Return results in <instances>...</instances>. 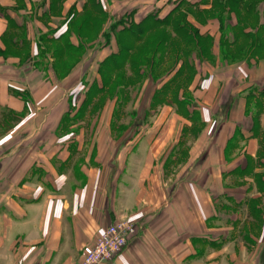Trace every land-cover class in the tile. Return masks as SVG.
<instances>
[{"label":"crops","instance_id":"0c3cea01","mask_svg":"<svg viewBox=\"0 0 264 264\" xmlns=\"http://www.w3.org/2000/svg\"><path fill=\"white\" fill-rule=\"evenodd\" d=\"M251 15L258 28L241 35L255 44L235 40L241 58H224L227 24ZM179 16L215 62L195 64L190 103L176 93L178 125H164L166 105L135 129L63 125L82 71L123 50L109 23L169 21L179 36ZM221 200L248 216L223 220ZM122 219L139 230L115 264H264V0H0V264H80Z\"/></svg>","mask_w":264,"mask_h":264},{"label":"rangeland","instance_id":"374dc122","mask_svg":"<svg viewBox=\"0 0 264 264\" xmlns=\"http://www.w3.org/2000/svg\"><path fill=\"white\" fill-rule=\"evenodd\" d=\"M253 6H250L251 10H253ZM231 8L237 10L238 6L231 5ZM184 11H188V9ZM252 16L254 15L249 16V21H242V23H239L240 25L237 23L235 27L231 26L232 23H224L227 26L224 29L225 33L223 34L224 37H222L221 48H224L225 52L229 51L226 56H223L224 58H228L230 55L231 60L241 58L239 52H235L231 47V43L235 42L234 40L236 42L241 41V44L246 45V47H249L252 43L255 44L257 38L255 32H251L249 37H242L241 35L243 28L250 27L254 31L258 28V21L255 19V16ZM179 17L182 20L175 25L177 30L179 29V36L170 32L172 25L168 23L169 21L165 23L166 27L160 29V23L153 21V18L149 23H146V26L132 21L118 22L116 26L120 28L118 43L119 47L123 49L113 60L118 69L114 68L115 65L112 67V62L109 60L106 61L109 63L101 65L99 70L92 68L82 71V73L86 71L84 72L85 76L83 80L72 85L70 88L72 95L71 109L77 112L72 118L66 117L63 125L69 126L73 121L76 124L89 126L96 121L97 125H113L120 128L129 126L135 129L139 126L154 125L155 121L158 123L159 109L165 105L168 107L172 106L173 108L169 112L164 125L167 127L178 125L179 120L175 118L174 113L176 93L180 89L183 90L184 95H186V101L190 103L191 96L188 86L191 77L196 73L195 64L200 63V61L215 62V59H212L209 57L210 54L206 53L210 48L211 40L206 37H200L201 41L199 43L198 41H194L195 38H198L196 36V28L192 23L183 20V16ZM112 23H109L111 29L114 28ZM186 25L190 27L188 29L193 31L192 35L188 32L187 28H184ZM227 34L229 37L225 38ZM105 38H103L104 40L102 39L100 44L109 41L108 35ZM92 40H95L94 37H90L89 41ZM199 45L203 47L204 53L197 55L194 53V50ZM235 48L238 49L236 46ZM130 50L131 52L129 53L128 51ZM181 50L183 53L179 52ZM68 51V57L72 61L77 60L82 53L73 51V49H68ZM89 61L95 62L94 57ZM181 61L183 62V67L176 71V64ZM87 65L92 66V63H87ZM93 65L95 66L96 64L94 63ZM199 67L200 75L204 77L203 74L206 72V69L203 65H199ZM205 67H208V64L205 63ZM94 78H100L101 80L97 83V81H94ZM176 81L177 84H175ZM152 94L153 99L149 104V97ZM115 98L118 99L114 105L112 99ZM113 106L114 115L111 118L110 113ZM186 108L187 104L183 103L181 111L184 113V116L188 115ZM78 111H82V113L78 114ZM220 112L223 113V109ZM221 201L219 202V207H221L220 217L223 220L227 218L231 220L234 217L240 218V220L245 219L247 215L246 210L237 206L233 209H224L228 205ZM221 203H223L222 206ZM247 220L250 219L248 218ZM238 232V229L231 231V236L234 234L238 235ZM247 232L249 231L247 230ZM251 249L254 250V247Z\"/></svg>","mask_w":264,"mask_h":264},{"label":"built area","instance_id":"2783aa9c","mask_svg":"<svg viewBox=\"0 0 264 264\" xmlns=\"http://www.w3.org/2000/svg\"><path fill=\"white\" fill-rule=\"evenodd\" d=\"M139 225L132 220H117L103 227L94 245L80 264H115L117 257L138 233Z\"/></svg>","mask_w":264,"mask_h":264},{"label":"trees","instance_id":"16d2710c","mask_svg":"<svg viewBox=\"0 0 264 264\" xmlns=\"http://www.w3.org/2000/svg\"><path fill=\"white\" fill-rule=\"evenodd\" d=\"M253 7H254V6H253ZM115 22H116V21H114V23H112V24H113L112 26H113L114 28L118 25V24L115 23ZM188 27H189L188 25L184 26V28H187L188 32L191 33V35H192V34H193V33H192L193 31H192L191 29H188ZM189 28H190V27H189ZM194 38H195V37H194ZM194 41H196V42L198 41V43H199V42L201 41V38H200V37H198L197 39L195 38ZM234 41H235V40H234ZM197 49H198V51H199L200 53H201V52L204 53L203 47H202L201 45H199V47H197ZM109 60H110V62H111V58H108L106 61H109ZM106 61H105V63H109V62H106Z\"/></svg>","mask_w":264,"mask_h":264}]
</instances>
